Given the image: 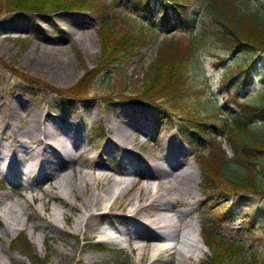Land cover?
Listing matches in <instances>:
<instances>
[{
    "label": "rangeland",
    "instance_id": "374dc122",
    "mask_svg": "<svg viewBox=\"0 0 264 264\" xmlns=\"http://www.w3.org/2000/svg\"><path fill=\"white\" fill-rule=\"evenodd\" d=\"M160 1L151 0L150 12L143 11L141 4H136L135 0L99 1L111 8L109 10L119 24L150 23L156 33L133 55L118 56L111 67L95 77L87 89V97L91 98L87 101L65 94L74 88L87 71L103 66L98 64L101 55L99 21L86 11L60 10L48 15L26 11L0 14V97L4 98L8 94L24 97L31 106L39 107L57 121L74 122L79 130L80 142L88 153L99 154V159L113 166H121L122 159L119 154L111 152L108 120L116 121L120 110L125 107L141 112L142 117L163 126L165 134L173 136L183 147V164L188 166L192 177L196 178L191 183L190 191L192 199L198 200L192 212L194 231L191 238L201 239L202 218L212 215L211 212L229 209L230 217L221 218L218 227L230 236H238V240L245 244L246 253L237 264L249 263L251 253L255 254L258 264H264V182L256 177L257 191L254 193L246 192L239 185L233 186L228 178L242 182L246 180V173L230 163L223 177H215V181H211L212 188H204L202 164L207 149L203 150L200 161L194 147L181 137L178 131L180 124L177 123L180 117L178 113L182 117L187 112L192 117H206L212 123L225 121L226 127H229L236 116L237 101L264 102V54L251 53L242 47L226 51L222 42L212 34L217 23L212 21L206 0H192L188 9L195 16L192 28L197 29V36L193 42V52L185 55L182 60L183 68L186 67L184 74L187 76L189 93H181V102L176 103L177 108L173 113H167L162 106L125 98L131 92L143 88L146 71L155 61L164 39L176 41L181 36L184 25L172 9L168 23H160ZM263 1L249 0L248 9L264 10ZM173 3V0L169 2L168 8ZM246 62H249L248 78L246 72L239 71L226 81L230 71H238V65ZM249 128L250 133L264 138V120L250 124ZM206 133L215 136V141L220 144L228 159L233 158V148L227 141L225 129L216 131L209 128ZM250 133L243 134V139H248ZM132 139H135V143L144 142L145 147L153 148L151 151L156 156L164 154L165 150L158 139L144 136L139 130L132 134ZM86 179L91 182L89 175ZM11 186L0 174V193H9L13 199L22 201L19 193L27 196L30 202L32 192L40 196V191L35 187L30 191L20 185ZM42 186L45 188L46 183ZM136 193V190L130 192L123 201ZM172 196L177 195L174 193ZM43 200L50 208L63 211L70 220L74 218L75 213L67 209L62 197L47 196ZM32 205L41 206L39 201L32 202ZM22 218L25 219L24 216ZM4 225L0 216L3 264H37L12 250L11 242L18 235L27 237L43 264H55L58 253L62 251L66 253L62 264H133L138 256L137 251L133 252L125 242L110 245L98 240V237L82 238V232L72 231L70 221H62L63 232L60 235L51 225L30 229L28 222L26 227L6 232L3 230ZM191 252L193 260L190 264H201L209 255L207 247L206 250ZM82 253L94 256L95 262L85 259Z\"/></svg>",
    "mask_w": 264,
    "mask_h": 264
},
{
    "label": "bare ground",
    "instance_id": "6f19581e",
    "mask_svg": "<svg viewBox=\"0 0 264 264\" xmlns=\"http://www.w3.org/2000/svg\"><path fill=\"white\" fill-rule=\"evenodd\" d=\"M142 116L125 107L116 121L108 120L111 152L122 159L121 166H113L99 159V154L88 153L74 122H59L24 97H0V174L10 187L16 184L40 191V196L31 193V202L19 193L22 201L0 193L4 232L30 222V229L51 225L60 235L62 221H70L72 231L82 232V238L129 244L138 253L133 264H190L191 251L206 250L199 237L191 238L192 212L198 200L192 199L190 191L196 178L183 164V147L165 134L163 126ZM137 130L158 139L164 154L156 156L144 142L135 143L132 134ZM135 190L136 195L123 201ZM57 195L75 213L72 220L43 200ZM35 201L40 208L32 205ZM82 255L96 260L91 254ZM65 256L59 252L55 264H62Z\"/></svg>",
    "mask_w": 264,
    "mask_h": 264
},
{
    "label": "trees",
    "instance_id": "16d2710c",
    "mask_svg": "<svg viewBox=\"0 0 264 264\" xmlns=\"http://www.w3.org/2000/svg\"><path fill=\"white\" fill-rule=\"evenodd\" d=\"M99 1L101 0H0V14L26 11L32 14L48 15L60 10L86 11L99 21L98 35L101 42V55L98 64L103 66L87 71L74 88L65 94V96L79 98L82 101L91 99L87 97V89L95 77L111 67L117 61L118 56L133 55L156 33L155 27L150 23L129 25L121 22L124 24H119L117 18L111 13V8ZM171 1L159 2V21L163 25L168 23L169 12L172 9L175 16L183 22L181 36L176 41L164 39L155 61L146 71L143 88L125 97L139 103L162 106L167 113L176 111V103H180L183 96L181 93H189L187 76L184 74L186 67L183 68L182 60L185 55L193 52V42L197 36V29L192 28L196 19L188 9L192 0H173V5L168 8V3ZM206 2L212 21L217 23L212 34L222 42L226 51L242 47L251 53L264 54V10L258 8L257 11H250L248 9L249 0H206ZM135 3L141 4L143 11L150 12L152 9L151 0H135ZM248 65L249 62L246 66L245 64L238 65V71H230L226 81H229L239 71L246 72L248 78ZM235 104L236 116L229 127H226L225 121L211 123L206 117H192L187 112H184L182 117L178 113L180 116L178 122L182 133L188 136V142L197 148L200 161L203 150L207 149L202 164L204 188H212L211 181H215V177H223L226 168L233 163L243 169L246 173V180L243 179L242 182L230 178L228 180L233 186L239 185L242 189L252 193L257 190V176L264 182V138L256 133H250L249 125L264 120V102L253 103L240 100ZM209 128L216 131L225 129L227 141L233 148L232 159H228L221 150L220 144L215 141V136L211 137L206 133ZM249 133L251 134L248 136L250 139H243V134ZM211 214L202 218L200 222L201 238L209 250V255L201 264H237L246 253L244 243L238 240V236H230L218 227L221 218L230 217L229 209L222 212H211ZM11 248L31 262L43 264L25 235H18L11 242ZM116 257L118 258L119 255ZM258 262L255 254L251 253L247 264H258Z\"/></svg>",
    "mask_w": 264,
    "mask_h": 264
}]
</instances>
